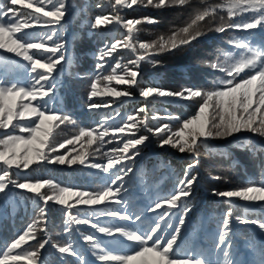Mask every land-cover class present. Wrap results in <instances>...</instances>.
Masks as SVG:
<instances>
[{
  "label": "snow or ice",
  "instance_id": "6c2138e0",
  "mask_svg": "<svg viewBox=\"0 0 264 264\" xmlns=\"http://www.w3.org/2000/svg\"><path fill=\"white\" fill-rule=\"evenodd\" d=\"M114 10L112 15H97L91 24L93 29H100L111 24H119L126 30L123 40H117L110 46L100 49L96 64L97 74L90 84L88 94L89 111H99L109 108L123 97H131L132 89L139 92L145 104L137 109L135 115H127L123 123H109L114 121L119 112L106 113L95 127H80L78 134L56 144L53 134L54 128L61 124L76 126L77 121L68 114H62L52 106L56 88L53 73L65 60L64 43L59 39L58 29L67 14L66 0H8L7 5L0 3V49L22 58L27 63L17 65L23 68V83L21 78L15 82H0V129L3 136L0 139V193L10 190L9 186L31 193L37 201L43 202L39 208V215L29 223L22 233L18 234L6 250L0 252V264H45L41 257V250L50 243V238L37 241L33 247L30 241L37 240V234L47 231V205L53 202L61 206L66 214L64 233L68 239L63 244H53L61 257H72L73 264H210L202 256H196L189 249L183 254L177 252V241L181 226L185 222L191 208L184 203L191 196L192 187L198 176L191 173L199 163L195 159L185 166L184 178L178 183L177 190L169 197L157 200L153 206L146 209L153 213L157 209L164 211L155 218L154 223L144 227L143 212L129 211L132 193L125 186V178L133 172L130 162L140 154L139 146L144 145L148 135H137L141 129L151 133L159 141V147L170 146L180 153H191L198 157L200 145L207 144L210 139H224L241 132H250L264 137V40L253 46L248 40L231 41L236 49L242 50L226 53L225 59L212 62L210 67L224 74V78L216 82L211 88L201 89L185 87L178 91L159 87H140L141 61L148 60L157 65L159 62L151 60L154 55L173 52L188 47L197 41L204 33L200 30V22L206 17L215 16L218 8L227 9L229 20L232 17L252 13L244 22L224 23L214 30L224 33L226 30H253L264 32V0H225L223 5L205 7L187 26L173 31L170 36H161L151 43L134 42L139 31L140 19H124L115 13L117 7L132 8L134 5L143 7L165 8L185 6L189 0H110ZM19 5L20 7H16ZM147 23H156L152 17L143 18ZM223 19V17H221ZM42 28L43 32L28 31ZM137 43L142 54L135 59L122 64L116 60L111 66L109 74L104 75L103 69L113 54L119 48L137 52ZM2 66V65H0ZM5 74L0 72V81ZM127 85L119 90L110 86ZM103 85V86H102ZM95 97H111L112 99L94 102ZM171 97L198 103L195 115L179 122L175 130L169 124L153 126L151 121L157 120L158 115L148 116L149 99ZM141 114H143L141 116ZM168 119L179 121V117L169 116ZM12 129L13 132L8 130ZM19 129L21 134H15ZM111 134V135H110ZM105 141V137H109ZM116 143L109 152H101L105 143ZM85 144L87 148H85ZM72 145V148H67ZM80 145L84 151H77ZM93 145L95 153H101L106 163H91L87 166L100 169L104 173L114 170L110 182L99 191H83L73 187H61L51 179H29L19 173L29 169L34 164L47 162L60 165H85L88 151ZM67 149L63 154L60 150ZM77 152L76 155H72ZM13 169L18 170L13 173ZM264 174V169H262ZM15 175V178H13ZM214 179H221L216 176ZM47 190V191H45ZM214 195L232 200L238 198L248 202H264V180L259 184L251 183L237 190L215 191ZM103 206V207H101ZM182 208L177 226L171 234L167 228L166 217L172 209ZM73 209L77 215L73 214ZM84 213L83 216L79 215ZM231 208L225 213L222 221V231L218 234L216 249L225 258L231 249ZM100 217H110L113 221H125L126 224L115 222L102 225ZM241 223L257 225L264 232V220L237 217ZM139 222V223H137ZM166 227H162V223ZM77 225H89L95 232L81 233V238L89 245L88 253L83 251L72 234L78 232ZM96 233L106 237L126 238L127 251L118 252L113 242H106ZM119 243V240H115ZM28 245L27 248L24 246ZM89 254L93 259L89 258ZM259 261L240 260L233 256L226 260V264H264V248L259 250Z\"/></svg>",
  "mask_w": 264,
  "mask_h": 264
},
{
  "label": "trees",
  "instance_id": "16d2710c",
  "mask_svg": "<svg viewBox=\"0 0 264 264\" xmlns=\"http://www.w3.org/2000/svg\"><path fill=\"white\" fill-rule=\"evenodd\" d=\"M0 2L2 3V1ZM224 3L225 0H189V4L185 7L155 8L134 5L132 8L117 7L115 13L124 19H140L142 22L137 26L139 31L135 35L134 42L151 43L157 41L161 36L168 37L173 31L191 23L192 19L203 11L198 5L216 7ZM66 7L67 14L62 21V26L58 29L59 39L64 43L65 60L58 66L59 69L53 73V82L56 85L54 103H58L59 109L64 110L63 112L79 121L82 124L81 127H87L88 125L89 127H95L106 113L114 114V112H119L120 116L109 123L122 124V118L127 115H135L137 109L145 104L142 97H137L139 92L136 89H132L133 95L131 97H123L109 108L89 111V91L78 93L75 96L69 95L67 85H70V80L77 74L73 69L78 68V73H82L84 78L90 81V86L97 74L96 64L100 62L97 59L100 49L106 45L110 46L117 40L125 39L126 30L119 24H111L100 29L91 27L97 15L114 14L110 0H66ZM251 15L252 13H246L232 17L229 20L226 7L218 8L215 16L206 17L205 21L200 22V30L204 35L194 41L191 46L152 56L151 60L159 62L155 66L148 60L140 62V87H159L173 91L185 87L211 88L216 76L223 73L212 69L210 64L223 61L226 53L236 54L238 51L231 41L248 40L257 46L261 40H264V32L259 29L248 31L229 29L224 33L216 32L214 29L224 23L247 21ZM145 17L155 18L157 22L147 23L143 19ZM138 54H142L138 43L136 53L119 48L103 69V74L110 73L111 66H114L116 60H121L122 64H127L129 60L135 59ZM17 64L9 59L0 58V65H2L0 66V72L5 74L3 80L15 82L17 78H14V73H24L23 68L16 67ZM8 74L10 75L9 79ZM114 85H116L115 82H112L110 86L115 87ZM121 86L123 87L122 90L128 87L127 85ZM58 90H61L62 97L57 95ZM105 99L112 98L95 97L93 101L100 102ZM193 102L171 97L150 98L147 102L148 116L158 115L159 117L155 121L150 120V123L153 126L169 124L175 130L180 121L195 115L198 105L197 107L194 106ZM53 106L56 105L53 104ZM169 116H179V121L168 119ZM73 129L68 130L67 133L72 134ZM248 133L250 132H241L236 134L237 136L219 142L208 141L207 144L200 145L197 157L187 152L180 153L170 146L161 148L155 136L141 129L137 135H148L149 140L144 145L139 146V156L130 162L136 177L132 175L131 179L129 176L125 178L127 188L133 194L129 211L143 212L145 217L144 227L149 226L167 206L165 205L164 208L157 209L153 213L147 212L146 209L153 206L157 200L173 194L177 190L179 181L184 178L185 166L195 159H199L200 163L191 169L190 173L198 176L197 182L199 181V183L196 182L193 185L191 196L184 201L191 208V211L187 214L185 222L181 226L176 245L177 252L183 254L191 249L196 256H202L210 264H226V260L231 259L233 256L240 260L247 259L258 262L260 259L259 250L264 248V232L257 225L241 223L237 217L249 220H264V202H258L256 206L252 205L254 207L249 210L244 204L238 205L237 198L228 200L214 195V190H235L251 183L259 184L264 180V174H262V169H264V138L259 135H257L259 138L251 136ZM259 139L262 143L258 142ZM112 145L115 147L116 143L113 142ZM95 148L96 145H93L91 149H88L92 153L88 158H92L95 163H98L102 158L101 153L94 152ZM102 161L107 160L104 158ZM40 168V165H32L19 174L32 179L37 175ZM12 171L16 173L18 170L13 169ZM47 172L46 179L55 181L61 187H73L83 191H95L97 188L88 189L92 183L100 182L106 186V183L110 182L112 173V171H109L108 175H102L99 172L94 173L93 171L85 173L75 167L59 166L57 164L47 166ZM216 176L222 178L219 180L214 179L213 177ZM13 178H15V175H13ZM208 189L211 195H208ZM37 204L42 207L43 202L37 201L31 193L25 191L11 189L8 194L0 195V230L7 231L8 227L19 225V227L13 229L14 235L17 236L22 230L20 226H23L28 218L33 215L36 218L39 215ZM229 208L232 210L231 235L229 237L232 247L226 249L230 255L225 258L222 252L216 249V243L218 234L222 231V221ZM181 211L182 208L172 209L169 216L166 217L167 223L172 225V228H167V234H171L177 226ZM54 213L57 214V221L51 222L54 219ZM73 214L77 215L75 209H73ZM79 215L83 216L84 213ZM108 220H113V218H99L102 225H107L104 222ZM65 221L66 214L63 208L56 209L51 214L50 209L47 208V231L40 232L41 235L37 239L43 241L50 238V241H55L62 237H68L61 229H58L65 227ZM114 222L117 224L127 223L119 220ZM161 223L162 227H166L163 222ZM56 224H58L57 227ZM75 227L79 231L74 232L72 237L87 254L89 246L86 247L87 243L82 240L81 233L88 234L96 230L89 225H77ZM186 227L188 228L187 233ZM4 234L6 235V232L3 234L0 232V252L6 250V248L2 249L7 241ZM96 234L106 242H113L116 251L124 252L128 250L126 248L128 244L126 238L118 235L113 238L100 233ZM254 236H257V238ZM115 240H119V243H115ZM180 240L181 243L178 246ZM34 241H30V243ZM65 242L66 240H60L56 244ZM49 251L45 252L47 255L43 258L45 264H73L72 257L62 258L54 247ZM89 258L94 260L90 254ZM20 264H26V262L21 261ZM94 264H96L95 261Z\"/></svg>",
  "mask_w": 264,
  "mask_h": 264
},
{
  "label": "rangeland",
  "instance_id": "374dc122",
  "mask_svg": "<svg viewBox=\"0 0 264 264\" xmlns=\"http://www.w3.org/2000/svg\"><path fill=\"white\" fill-rule=\"evenodd\" d=\"M0 1H2V3H4L5 5H7V3H8V0H0ZM0 3H1V2H0ZM16 7H20V6L17 5ZM183 7H185V6H183ZM198 7L204 10V8H205L206 6H203V7H202V6L198 5ZM43 30H46V29L37 28V29H30V30H28V31H30V32H32V31L43 32ZM253 46H255V45H253ZM240 51H242V50H239V49H238L237 52H240ZM0 54H1L0 58L9 59V60L13 61L14 64L20 63V64H17V65H24V64L27 63L26 61L22 60V58L15 56L14 53H8V52H6V51L3 50V49H0ZM17 65H16V66H17ZM15 68H16V67H15ZM58 69H59V68H58ZM73 70L76 71L77 74H75V75L73 76V78L70 80V85H67V89L69 90V95L71 94V95L75 96V95L78 94V93H83V92H85V91H90V86H89L90 81H89L88 79H85L82 73H80V74L78 73V72H79V71H78V68H74ZM92 72H93V71H92ZM19 75H21V82L23 83L24 81H23L22 78H23V76H24V73H22V74H18V76H19ZM18 76H17V77H18ZM9 77H10V76L8 75V79H9ZM17 77H14V78L16 79ZM223 78H224V74L216 76L215 80L213 81V86L216 84V82H217L218 80L223 79ZM0 82H1V81H0ZM102 86H103V85H102ZM114 86H115L117 89H119V90H122V88H123L121 85H114ZM213 86H212V87H213ZM79 91H80V92H79ZM58 92H59V93H58L57 95H58L59 97H62V96H61V95H62L61 90H58ZM137 97H139V95H137ZM65 98H66V97H65ZM53 104L56 105V106H53ZM193 105L197 107L198 103L194 101V102H193ZM52 106H53L54 108L58 109L62 114H66L65 112H63L64 110L59 109V105H58V103H54V100L52 101ZM176 117H179V116H176ZM81 126H82V124H80L79 121H77V125H76V126L69 125V124L65 123V124H61V125L59 126V128H54V130H53V134H54V137H55V143H56V144L62 143V142L65 141L66 139H69V138H71L72 136L78 134L79 128H80ZM87 127H89V125H88ZM73 128H74V129H73ZM70 129H73V130H72V132H73L72 134H68V133H67L68 130H70ZM3 131H4V130L1 129V133H3ZM8 131H9V132H13L12 129H9ZM14 132H15V134H17V135L21 134V133L19 132V129H15ZM248 134H250L251 136H257V135H255V134H253V133H248ZM236 136H237V135H236ZM232 137H234V136H232ZM232 137H227V138H224V139H220V138L210 139L209 141H211V142H219V141H222V140L230 139V138H232ZM257 137H258V136H257ZM2 138H3V136L0 135V139H2ZM258 138H259V137H258ZM261 138H264V137H261ZM108 139H110V137H105V141H107ZM258 142L262 143L260 139H259ZM72 147H73L72 145H68V146H67V148H72ZM113 147H114V146H113L112 144L105 143V145H104V147L102 148L101 151H102V152H109L110 149L113 148ZM76 148H77V151H79V152L84 151V149H82V148L80 147V145H76ZM85 148H87V145H86V144H85ZM65 151H67V149L60 150V154H63ZM76 154H77V152H73V153H72V155H76ZM89 162H91V163H95V162H94V159H92V158H88L87 161H86V163H85V165H81V164H79V163L74 164V165H71V166H69V165H67V164H65V165L57 164V165H59V166H68V167H75V168H78V169L84 171L85 173H90L91 171H93L94 173L99 172V173H101L102 175H108V173H104L103 171L100 172V169H94V168H91V167L87 166ZM106 162H107V161L103 162L102 159H101V161L98 162V163H106ZM34 165H37V164H34ZM38 165H40L41 168H40V170L37 172V175L34 176V177H32V180H36V179H46V176H47V173H48V172H47V166H49L50 164L47 163V162H44V163H41V164H38ZM29 171H30V170H29ZM109 171H114V170H109ZM133 172H134V171H133ZM133 172L129 174V178H130V179H131L132 175H133L134 177H136V173H135V172L133 173ZM126 182H127V181L125 180L124 183H125V186L127 187ZM197 183H199V181H198ZM196 185H197V184H196ZM197 186H199V185H197ZM103 187H104V185H103L102 183L98 182V183H92V184H90L89 187H88V189L97 188L95 191H99V190H101ZM207 187H208V186H207ZM240 188H241V187H240ZM9 189H10V190H6L5 193H0V195H2V194H3V195H4V194H8V192H10L11 189H15V188H12L11 186H9ZM238 189H239V188H238ZM16 190L21 191V190H19V189H16ZM235 190H237V189H235ZM45 191H47V190H45ZM211 193H212V192H211ZM208 195H211L209 189H208ZM237 200H238V201H237V204H238V205H240V204H244V205L247 206V208H248L249 210H251L254 206H256V205L258 204V202H248V201L240 200V199H238V198H237ZM252 205H254V206H252ZM42 207H43V205H42ZM47 208L50 209V214H51L53 211H56V209H61L62 207L59 206V205H56V204L53 203V202H49V204L47 205ZM53 217H54V219H52L51 222H54V220L57 221V214H56V213L53 214ZM34 219H36V218L34 217V215H33L32 217L28 218V220L26 221V223H25L23 226H20V228H21L22 230L19 232V234L22 233V231L26 229L27 225H28L29 223H31ZM153 221H154V220H153ZM113 222H114L113 220H108V221L104 222V224L113 223ZM138 223H139V222H138ZM153 223H154V222H153ZM153 223L151 222L150 225H152ZM55 226L57 227L58 224H56ZM14 227H19V225H14V226L8 227V228H7V231L0 230V232H1L2 234L6 232V235L4 234V236L7 237V241H6V243H4V247H2V249H5V246H6L7 244H10L11 241L17 237V236L14 235V230H13ZM58 229H61V231L64 232V227H62V228H58ZM187 229H188V228L186 227V233H187ZM40 235H41V233H40V234L38 233V234H37V237L40 236ZM254 237L257 238V236H254ZM67 239H68V237H62V238H60L59 240L50 241V244H48L47 247H45L44 249L41 250V257H42V259L44 258V256L47 255L45 252H46L47 250L49 251L50 249L53 248V247H52L53 244H56V242H59L60 240H67ZM37 241H41V239H37V240H35L34 242H32V243H30V244L32 245L33 243L36 242V243L33 245V247H35V246L37 245ZM180 243H181V240L178 242V246L180 245ZM254 243H255V242H254ZM87 246H89V245L87 244L86 247H87ZM178 246H177V247H178ZM27 247H28V245L25 246V248H27ZM49 252H50V251H49Z\"/></svg>",
  "mask_w": 264,
  "mask_h": 264
}]
</instances>
